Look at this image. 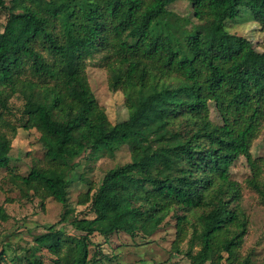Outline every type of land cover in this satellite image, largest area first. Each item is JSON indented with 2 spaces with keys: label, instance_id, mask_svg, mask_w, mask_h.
I'll list each match as a JSON object with an SVG mask.
<instances>
[{
  "label": "trees",
  "instance_id": "16d2710c",
  "mask_svg": "<svg viewBox=\"0 0 264 264\" xmlns=\"http://www.w3.org/2000/svg\"><path fill=\"white\" fill-rule=\"evenodd\" d=\"M177 2L191 5L196 25L169 9ZM242 9L264 32V0H0V11L28 26L16 45L0 50V169L10 165L2 124L13 97L23 101L19 126L38 131L46 150L45 164L12 177L24 197L53 198L50 183L69 185L85 155L96 161L122 147L131 155L100 186L86 182L78 205L93 213L124 202L133 208L72 218L79 235L62 232L48 250L54 264H96L93 236L150 237L171 213L173 251L180 253L190 229L199 242L186 253L191 264H257L241 253L249 218L230 173L246 158L247 184L264 205V159L251 153L264 124V49L227 31ZM92 60L108 70L110 90L123 93L125 121L112 124L100 107L86 74ZM211 104L221 124L212 121ZM9 219L0 206V222ZM42 248L36 243L20 262L44 264L36 258Z\"/></svg>",
  "mask_w": 264,
  "mask_h": 264
},
{
  "label": "rangeland",
  "instance_id": "374dc122",
  "mask_svg": "<svg viewBox=\"0 0 264 264\" xmlns=\"http://www.w3.org/2000/svg\"><path fill=\"white\" fill-rule=\"evenodd\" d=\"M169 9L180 17L191 19L193 25L197 24L189 3L177 2ZM27 27L25 21L10 20L7 10L0 11V50L4 52L16 45L27 31ZM227 31L248 39L258 51H263L264 32L252 20L247 9H242L237 19L227 25ZM81 45L85 46V43ZM97 64V61H88L86 68L92 92L112 124L125 121L128 118V110L124 95L120 91L110 90L109 72ZM9 107L10 113L5 114L2 128L7 133L12 151L9 167L0 169V206L6 209L10 219L8 222H0V253L2 250L5 252V260L0 259V264H24L20 259H24L28 255L27 251L36 243L44 247L36 252V258L42 259L44 264H54V257L48 250L57 245L62 232L79 235L70 225L72 218L108 217L133 208L132 202H124L93 213L89 206L78 205L79 196L87 192L86 182L100 186L106 172L129 163L131 155L127 147H122L114 157H104L96 161L87 159L85 155L75 161L78 167L70 175L72 182L69 185L50 183L53 198L42 204L37 198L24 197L12 177H27L33 166L44 162L46 150L38 131H26L19 126L23 109L22 99L13 97L9 101ZM210 108L212 121L221 124V117L215 106L211 104ZM251 153L254 158L264 159V124L253 142ZM230 173L232 181L240 186L241 207L249 218L248 233L241 253L244 256L250 255L257 264H264V205L260 195L247 184L248 179L252 177V171L246 158L237 160ZM261 182L264 189V167ZM66 212H69L68 221H62ZM141 219L149 221L150 216L144 215ZM176 223V215L171 213L160 229L150 237H131L119 233L104 238L96 234L92 237L90 258L97 255L96 264H191L186 253H196L200 249L199 242L197 239H191L193 233L190 229L186 241L181 244L180 253L173 251L177 235ZM52 227L53 230L50 229Z\"/></svg>",
  "mask_w": 264,
  "mask_h": 264
}]
</instances>
